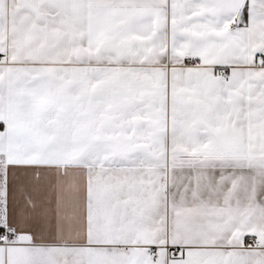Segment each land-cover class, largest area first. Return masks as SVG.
Here are the masks:
<instances>
[{"label":"snow or ice","instance_id":"obj_1","mask_svg":"<svg viewBox=\"0 0 264 264\" xmlns=\"http://www.w3.org/2000/svg\"><path fill=\"white\" fill-rule=\"evenodd\" d=\"M0 264H264V0H0Z\"/></svg>","mask_w":264,"mask_h":264}]
</instances>
